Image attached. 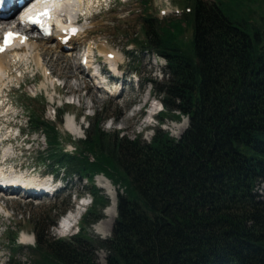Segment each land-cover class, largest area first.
<instances>
[{
    "label": "trees",
    "instance_id": "trees-1",
    "mask_svg": "<svg viewBox=\"0 0 264 264\" xmlns=\"http://www.w3.org/2000/svg\"><path fill=\"white\" fill-rule=\"evenodd\" d=\"M249 1L192 0L183 18H142V41L168 75L155 85L158 116L188 121L179 138L159 125L149 141L119 136L94 115L70 153L56 149L61 113L57 123L42 110L27 115L50 148L44 160L54 167L67 160L90 182L80 221L93 224L109 204L96 175L121 193L108 238L79 230L55 239L34 218L38 257L14 264H98L95 249L106 252L105 264H264V13L252 20Z\"/></svg>",
    "mask_w": 264,
    "mask_h": 264
},
{
    "label": "rangeland",
    "instance_id": "rangeland-1",
    "mask_svg": "<svg viewBox=\"0 0 264 264\" xmlns=\"http://www.w3.org/2000/svg\"><path fill=\"white\" fill-rule=\"evenodd\" d=\"M91 2L94 3L90 4ZM191 2L192 0H90L87 13L82 9V15L77 20L80 34L71 37L70 46L57 47L53 40L57 34L52 29L47 35L49 37L52 34V38L31 41L32 47L26 46L24 50L17 52L19 57L12 50L8 51L7 60L15 58L16 62L8 65L7 71L0 70V139H8L0 143V160L7 158L3 166L8 171L5 175L12 173V167L16 168V173L25 175L26 180L44 181L53 174L64 188L54 195H44L42 198H26L20 193L5 195L0 192V264L29 262L35 256L38 257L32 251L35 245L32 224L34 218H39L41 230L55 239L68 238L79 230L94 239H106L111 235L112 230L106 238L97 233L98 230H94L95 225L108 218L106 210L110 204L102 209L101 218L89 226L80 219L91 204H87L85 210L82 207L72 210V215L68 216L71 230L66 229L70 231H63L58 227L60 213L73 205V197L67 195L68 192L86 193L87 201H91V184L86 177L75 171L71 162L64 160L54 167L51 165L53 159L44 160L52 156L49 154L50 148L44 135L34 130L35 123H31L27 115L42 110L44 120L57 123L56 115L61 113L62 123L58 128L60 144L56 145V149L70 153L75 151L78 139L84 136L87 121H92L94 115L104 118L102 129L119 136L133 138L141 135L144 140L149 141L154 134L153 128L159 122V128L168 131L172 137L179 138L183 130L176 133L171 125L181 124L187 120L186 117L177 119L170 115H153L159 108V98L154 94L155 85L166 81L168 75L164 68L165 60L154 51L152 44L142 41L143 30L140 23L145 15L158 23L183 18L189 12ZM246 5L250 18L259 22L264 13V0H250ZM17 13L19 11H15L12 16L16 17ZM65 18L66 16L62 17L63 21ZM14 25L11 23L7 27L15 28ZM15 29L25 31L28 36L37 35L35 27L26 30L25 25H20ZM191 31L190 26L185 27L181 36L183 43L188 42ZM1 32L2 30L0 36ZM67 51H71V56L64 55ZM111 51L121 59L118 63L123 72L120 77L122 93L119 95H110L100 86L97 90L94 85L98 84L92 80L88 70L89 66H100L109 75L108 67L112 66L113 61L106 53ZM82 54L88 55V64L83 65ZM94 60L96 61L93 62ZM68 119H74L73 126L77 128L75 133L66 129ZM65 165H68V169L60 168ZM101 177L103 175H96L93 178L94 184L107 196L109 203L112 198L116 201L117 193H121L120 188L105 178V182H102ZM261 187L264 188V185ZM79 213L77 222L71 223ZM51 223L53 224L47 228ZM58 229L62 230L61 233ZM93 254L98 264H105L104 250L95 249ZM13 256L14 262L11 260Z\"/></svg>",
    "mask_w": 264,
    "mask_h": 264
},
{
    "label": "bare ground",
    "instance_id": "bare-ground-1",
    "mask_svg": "<svg viewBox=\"0 0 264 264\" xmlns=\"http://www.w3.org/2000/svg\"><path fill=\"white\" fill-rule=\"evenodd\" d=\"M96 1L97 0H95V2ZM89 2H90V0H54V2L45 3V6L51 8L52 15L55 16V18L57 19L55 26L51 25V27H53V29L55 30V33L57 34L55 37H53L52 34L48 37L42 26H39L37 24L28 23L26 21L28 16H22L21 17V16H19L20 12L16 14V17H13L12 15L15 13V11L17 9L16 2H14L12 7L9 9V11L5 15H0V26H1L0 30H2L1 36H0V39H1L0 44L2 42L3 33L6 30L12 29L11 27H7L8 25H10L12 23V24H15L14 25L15 28H19L20 25H25L26 30H30L33 27H35L36 32H37V35H35L34 37L28 36L25 31L20 32V37L16 40V46H18V49H12V53H16V56H18L17 52H21V50H24L26 46H28V47L31 46L32 45L31 41H33V42L44 41L45 39L48 40L49 38H52V37H53V40H54L57 47L70 46L71 42L69 40H71L72 36L70 37V34L68 32V28L66 27L67 22L69 21L70 24L71 23L77 24L78 17L82 15V9L86 10V12H85V14H86L87 8L89 7V5L94 3V2H91L90 4H88ZM26 5L27 4H25V6ZM82 5H83V8H81ZM20 9L21 8H19V10ZM63 16H66L64 21L62 19ZM79 34H80V30L76 36H79ZM23 35L26 36L25 37L26 39H24L22 42V36ZM65 38H68V40L64 41ZM36 48H37V46H36ZM74 50H75V48H74ZM7 55H9L8 51L0 52V70L1 69L6 70L8 65H10L13 62L14 63L16 62L15 58L7 60ZM64 55L71 56V51H67ZM106 56L108 58H111V61H113V64L110 67V69H115V67L118 66V68L121 70V67L119 66V63H118L121 59L119 58V56L115 52L111 51L109 53H106ZM83 57H84V54H82L81 58L83 59ZM80 65L85 72V69L82 66V64H80ZM100 69L102 72H104V69H102V67H100ZM108 71H109V69H108ZM104 74H107V73L104 72ZM109 75L112 79H116V76H113V74L111 72L109 73ZM94 87L97 90H99L97 85H94ZM121 93H122L121 89H120V91H117V89L114 90L115 95H119ZM187 123H188V121L185 120L181 124H178V125L172 124L171 126L176 131V133H180V132H182V130L184 131V129L187 126ZM66 129L69 130V132H71V133H75L77 130V128L75 126H73L72 123H70V120H68L66 122ZM6 141H8V139H1L0 143L6 142ZM6 160H7V158L5 160H3V159L0 160V192H2L3 194L13 195L16 193H20L21 195H23L26 198H30V197L31 198H36V197L42 198L44 195L47 196V195H54L55 193H58V192H52L51 193V190H49V188L47 189L45 187V185L43 184V182H40L37 180H32V179L26 180V179L21 178V176H19L17 178V176L11 175V174L5 175L6 172H8L7 170L3 169L4 168L3 166L6 163ZM104 178L107 179L104 176L101 177L102 182H105ZM22 181H24V183H22ZM34 181H36V182H34ZM19 182L22 183V185L19 186L16 184ZM15 185H17V186H15ZM109 204L110 205H108V208L106 210V214H107L108 218L105 219L103 222L100 221L97 225L94 226L95 227L94 230H98L97 233L102 234V236H104V238H106L107 236L110 235L109 233L112 230V225H113V222H114L116 215H117L115 198H112L111 203H109ZM78 216H80V213L76 216V219H72L71 223H73L74 221L77 222V220L79 218ZM63 231H67V230L63 229ZM63 233H65V232H63Z\"/></svg>",
    "mask_w": 264,
    "mask_h": 264
},
{
    "label": "snow or ice",
    "instance_id": "snow-or-ice-1",
    "mask_svg": "<svg viewBox=\"0 0 264 264\" xmlns=\"http://www.w3.org/2000/svg\"><path fill=\"white\" fill-rule=\"evenodd\" d=\"M42 2H54V0H42ZM49 10H45L44 13H42L41 15H48ZM31 23L33 24H39L40 20L39 18H31ZM45 33L48 32L47 29H44ZM75 32V30H73V33ZM13 38H16V34L13 33H7L5 36V40H4V46H0V52L4 51V48L10 45V42ZM23 42V41H22Z\"/></svg>",
    "mask_w": 264,
    "mask_h": 264
}]
</instances>
